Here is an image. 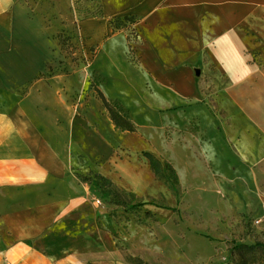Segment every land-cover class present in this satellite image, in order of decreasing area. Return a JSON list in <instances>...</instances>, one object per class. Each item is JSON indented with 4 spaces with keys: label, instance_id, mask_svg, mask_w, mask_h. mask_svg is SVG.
Returning a JSON list of instances; mask_svg holds the SVG:
<instances>
[{
    "label": "crops",
    "instance_id": "0c3cea01",
    "mask_svg": "<svg viewBox=\"0 0 264 264\" xmlns=\"http://www.w3.org/2000/svg\"><path fill=\"white\" fill-rule=\"evenodd\" d=\"M100 1L102 15L84 20V34L90 47L99 43L95 61L106 55L123 84H168L187 98L205 62L229 77L251 66L241 63L264 0ZM126 17L137 19L136 67L111 26ZM252 44L259 50L264 42ZM56 52L21 0H0V264H210L215 255L208 244L198 246L169 226L174 242L165 245L125 229L106 212L97 189L79 179L78 169L92 166L139 197L167 192L148 159L111 156L115 143L131 151L144 139L134 133L122 139L104 119L93 128L92 115L71 114L58 78L45 77ZM155 212L167 216L163 208Z\"/></svg>",
    "mask_w": 264,
    "mask_h": 264
},
{
    "label": "rangeland",
    "instance_id": "374dc122",
    "mask_svg": "<svg viewBox=\"0 0 264 264\" xmlns=\"http://www.w3.org/2000/svg\"><path fill=\"white\" fill-rule=\"evenodd\" d=\"M21 1L56 46L55 66L45 77L58 78L57 91L67 95L71 114L85 119L92 115L93 128L104 119L123 139L129 132L116 129L96 90L119 96L106 95L129 111L137 127L134 134L145 143L131 151L123 142L115 143L111 156L142 162L147 159L144 153L151 152L170 162L179 175V188L155 175L167 192L146 198L115 187L97 168H79V179L102 195L110 217L160 245L174 242L168 226L183 239L197 240L198 246L208 244L207 251L215 255L210 264H264L263 253L236 248L264 244V44L259 50L252 44L264 42V11L251 20V42L241 63H249V69H235L229 77L205 62L201 81L192 85L195 91L178 98L168 84L143 79L123 84L106 55L95 61L99 43L88 45L83 22L101 17L100 0ZM136 23L134 17L111 21L114 34L124 38L133 67ZM128 67L127 72L132 71ZM158 207L167 216L155 212Z\"/></svg>",
    "mask_w": 264,
    "mask_h": 264
},
{
    "label": "trees",
    "instance_id": "16d2710c",
    "mask_svg": "<svg viewBox=\"0 0 264 264\" xmlns=\"http://www.w3.org/2000/svg\"><path fill=\"white\" fill-rule=\"evenodd\" d=\"M96 91L97 97L102 102L103 109L108 113L116 129L121 130L122 132L135 133L137 131V127L131 119L129 111L118 105L116 102L109 100L99 88H97ZM144 156L149 160L151 169L157 177L174 188H179V175L170 162L162 161L151 152H145ZM236 248L237 250L249 253L259 251L264 254V244L261 243H257L255 245L240 244Z\"/></svg>",
    "mask_w": 264,
    "mask_h": 264
},
{
    "label": "bare ground",
    "instance_id": "6f19581e",
    "mask_svg": "<svg viewBox=\"0 0 264 264\" xmlns=\"http://www.w3.org/2000/svg\"><path fill=\"white\" fill-rule=\"evenodd\" d=\"M93 35H95V33H94ZM141 256H142V255H141Z\"/></svg>",
    "mask_w": 264,
    "mask_h": 264
}]
</instances>
